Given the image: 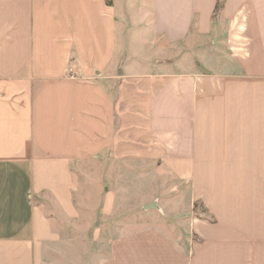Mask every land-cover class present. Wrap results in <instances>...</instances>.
Segmentation results:
<instances>
[{
	"label": "crops",
	"instance_id": "1",
	"mask_svg": "<svg viewBox=\"0 0 264 264\" xmlns=\"http://www.w3.org/2000/svg\"><path fill=\"white\" fill-rule=\"evenodd\" d=\"M122 164L172 176L189 224L98 230L99 264H264V0H0V264H45L53 213Z\"/></svg>",
	"mask_w": 264,
	"mask_h": 264
},
{
	"label": "rangeland",
	"instance_id": "2",
	"mask_svg": "<svg viewBox=\"0 0 264 264\" xmlns=\"http://www.w3.org/2000/svg\"><path fill=\"white\" fill-rule=\"evenodd\" d=\"M134 15L136 16V10ZM136 31L134 34L138 35L137 33L144 30ZM136 48L145 50V46L137 45L136 38L132 37L130 49L134 52ZM182 48L185 50V55L181 57L183 64L188 67L196 66L189 54L194 48L192 43L185 47L171 46V58H177ZM204 49L202 46L201 58H215ZM173 62L175 60L169 61L170 67L176 69L177 66H174ZM118 167L120 168L116 170L119 172L115 175L107 174L103 179L97 173L86 175L82 184L84 189L80 188L75 196L78 211L75 216L53 213L52 216L58 219L56 228L60 236L47 248L45 264H99L108 256V251L102 247L105 239L97 237V231L101 229L115 230L118 235H125L156 228L169 236L175 244L182 243L181 240L186 236L183 225L187 228L189 222L178 217L187 213L189 205L185 201L183 191L176 188L173 177L160 170L157 172V168H153V172L131 174L129 168L123 164ZM113 179L117 180V206H114V212L103 218V195L105 191L112 190L115 184ZM194 213L206 216L205 209L199 204H196Z\"/></svg>",
	"mask_w": 264,
	"mask_h": 264
},
{
	"label": "trees",
	"instance_id": "3",
	"mask_svg": "<svg viewBox=\"0 0 264 264\" xmlns=\"http://www.w3.org/2000/svg\"><path fill=\"white\" fill-rule=\"evenodd\" d=\"M195 210H196V205H195Z\"/></svg>",
	"mask_w": 264,
	"mask_h": 264
}]
</instances>
